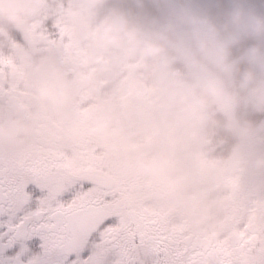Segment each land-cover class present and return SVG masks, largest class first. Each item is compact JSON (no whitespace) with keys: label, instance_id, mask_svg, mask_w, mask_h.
I'll list each match as a JSON object with an SVG mask.
<instances>
[{"label":"clouds","instance_id":"clouds-1","mask_svg":"<svg viewBox=\"0 0 264 264\" xmlns=\"http://www.w3.org/2000/svg\"><path fill=\"white\" fill-rule=\"evenodd\" d=\"M58 12L93 63L78 68L59 50L33 55L29 91L43 107L31 118L0 110V153L55 160L68 145L45 142L44 124L111 79L87 116L67 122L105 138L91 159L99 175L209 232L264 198V0H0V31H25ZM132 81L146 91L125 99ZM70 163L88 161L75 153ZM225 177L240 190L220 189ZM252 255L264 264V253Z\"/></svg>","mask_w":264,"mask_h":264},{"label":"snow or ice","instance_id":"snow-or-ice-1","mask_svg":"<svg viewBox=\"0 0 264 264\" xmlns=\"http://www.w3.org/2000/svg\"><path fill=\"white\" fill-rule=\"evenodd\" d=\"M42 39L69 41L55 27ZM9 66L0 61V98L14 90L5 87ZM197 223L63 155L45 162L0 153V264H88L93 251L91 264H256L253 251L264 253V222L211 232Z\"/></svg>","mask_w":264,"mask_h":264},{"label":"flooded vegetation","instance_id":"flooded-vegetation-1","mask_svg":"<svg viewBox=\"0 0 264 264\" xmlns=\"http://www.w3.org/2000/svg\"><path fill=\"white\" fill-rule=\"evenodd\" d=\"M50 27L58 28L69 37L67 43L57 42L55 44L45 43L43 37L48 33ZM53 50H59L63 53L66 62L78 67L87 69L91 66V60L86 46L78 37L75 29L68 25L61 12L55 14H46L40 22H34L27 30L17 32L0 31V61L10 62V66L5 71V87L14 90L0 98V110L8 107L17 112L26 114L29 118L33 115L35 108H42L41 105L33 106L30 95L31 75L30 70L33 67L31 57L35 54L48 53ZM96 63L103 65L105 70L111 71V61L105 57H99ZM113 84V80L104 79L95 82L84 93V100L73 109L71 114L62 117L59 120L45 123L44 131L45 142L56 143L58 145L67 144L68 148H62L59 155L67 157L70 162L73 154L78 153L88 161L84 166L96 167L91 163L92 156L105 147V138L100 130L90 124H80L69 128L68 120L73 117L87 116L94 105L98 93L103 92ZM146 91L140 84L132 81L126 86L125 99ZM72 165V164H71ZM73 166V165H72ZM77 167V168H81ZM97 170V169H96ZM220 189L228 188L233 192L240 190L239 182L232 177H225ZM240 220L243 223L264 222V198L255 197L251 206L243 216L234 218V222ZM81 240V244H85ZM17 255H20L19 253ZM7 260H13L15 257H5ZM95 259L93 251L89 256L88 264Z\"/></svg>","mask_w":264,"mask_h":264}]
</instances>
